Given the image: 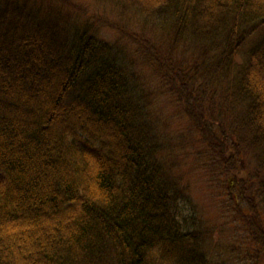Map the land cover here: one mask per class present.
Wrapping results in <instances>:
<instances>
[{"label":"trees","instance_id":"1","mask_svg":"<svg viewBox=\"0 0 264 264\" xmlns=\"http://www.w3.org/2000/svg\"><path fill=\"white\" fill-rule=\"evenodd\" d=\"M67 1L0 0V264H264V0Z\"/></svg>","mask_w":264,"mask_h":264},{"label":"rangeland","instance_id":"2","mask_svg":"<svg viewBox=\"0 0 264 264\" xmlns=\"http://www.w3.org/2000/svg\"><path fill=\"white\" fill-rule=\"evenodd\" d=\"M65 6L70 12H72L71 19L73 20L80 19L83 22H87V21L95 22V20H101L102 22L97 23V26H99L100 24L109 25V22H110L112 24L123 26L124 28H127V29L130 28V30L131 29L138 30L135 25L130 24L128 22V20H131L129 16L124 17L120 15V13H116V10L114 9L113 6L103 4L102 2H96L95 0H76L75 2V0H69L65 3ZM65 13L67 14V12ZM135 20L137 21V23H140V22H143L142 20H146V19L144 17H141L137 19L135 18ZM130 30H127V34H130L132 32ZM99 35L107 39L110 42L118 38V35L116 37L115 32L108 28L101 30ZM160 36L162 35L160 34ZM172 58L174 62H179V59L181 58V53H176L175 55H173ZM146 72H147V69H146ZM177 74L179 75V72ZM207 82L211 83L209 80H207ZM158 85L159 83L157 80L154 79L153 74L149 73L145 75V87L149 88V90L152 91L154 88H158ZM188 89L196 92L194 86H193V89H191L190 87H188ZM200 90L201 91H198L199 94L196 97L197 99H198V96L203 94L202 91H207L211 89L200 88ZM185 94H188V92L185 91ZM163 98L164 97H160L159 99L162 122L165 120L166 122L172 120L171 123L177 125L178 127L177 131L179 132L186 129L188 127L187 125L177 123V121L180 120L182 116H180V112H177V110L175 109L174 102L172 100L170 102L165 98L167 100L166 102L165 99ZM171 135H172V139H171L172 148L175 150L176 154H178L177 156L181 154V157H180L181 159L179 160L180 164L187 163L189 166L191 165L196 166L197 164L194 162V160L191 161V159H188V160L182 159L184 158V155H186V150L177 146V144L179 143L186 145L187 139L185 140L183 139L184 136H180L175 133ZM181 173L185 174V172H181ZM204 185L205 184L202 181H200L199 178L192 176L190 178V186L188 184L187 188L191 187V190H192L191 197L195 199L196 206L200 208V212L204 214L207 218L212 219L216 215L215 213L216 212L218 213V209L213 205L212 199H210L209 194H208L209 191L206 189ZM223 215H227V211H225ZM211 221H213V219ZM236 221H237L236 229H239V230L243 229L241 220L239 219ZM221 227L224 229V231H226L231 226L223 225ZM224 241H225V238L221 240L220 243H224ZM226 244H228V240H226ZM209 262L210 264H228L229 263L228 257L225 260L219 254H217V256L214 257L213 259H209Z\"/></svg>","mask_w":264,"mask_h":264}]
</instances>
